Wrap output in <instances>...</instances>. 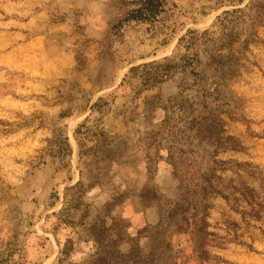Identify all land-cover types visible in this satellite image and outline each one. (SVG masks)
I'll use <instances>...</instances> for the list:
<instances>
[{"label": "rangeland", "instance_id": "1", "mask_svg": "<svg viewBox=\"0 0 264 264\" xmlns=\"http://www.w3.org/2000/svg\"><path fill=\"white\" fill-rule=\"evenodd\" d=\"M12 1L0 0V218L7 209L8 218L25 224L30 216L22 214V197L14 193L8 176L14 165L28 163L33 170L47 162L67 165L70 151L60 114H71L72 108L52 104L72 101L76 94L57 85L58 94L47 93L38 82L45 60L34 48L45 37L58 45L60 33L33 24L32 7ZM100 1L92 0L91 9L65 11L78 20L79 30L93 15L109 22L103 52L118 64L108 84L112 86L93 104L94 117L78 129V136L85 144L87 132L98 129L112 109L124 116L137 151L129 155L128 164L137 167L130 191L140 192L143 206L156 205L160 221L135 230L116 210L128 190L115 188L113 199L98 206L88 195V184L112 188L116 183L111 168L84 150L89 183L70 188L69 210L49 216L44 225L54 238L51 258H44L49 237L41 233L36 248L27 250L24 228L9 222L0 232V264H13L17 253H22V264H264V13L247 46L242 34L231 52L220 51L230 54L219 78L213 70L198 74L206 58L202 41L190 51L179 40L190 30L201 38L218 37V16L250 0H166L165 11L148 22L129 20L139 0H103V7L97 5ZM232 19L227 16L223 23L232 25ZM206 29L209 33L202 36ZM174 56L187 65L185 70L142 83V72L160 68L140 65ZM78 58L85 63L81 52ZM132 66L140 69L130 72ZM121 96L124 101L116 103ZM42 126L52 129V136L37 152L28 142ZM141 176L146 178L143 184ZM209 184L217 191L206 188ZM77 205L83 206L84 215L76 223L70 208Z\"/></svg>", "mask_w": 264, "mask_h": 264}, {"label": "crops", "instance_id": "2", "mask_svg": "<svg viewBox=\"0 0 264 264\" xmlns=\"http://www.w3.org/2000/svg\"><path fill=\"white\" fill-rule=\"evenodd\" d=\"M90 1V2H89ZM13 0L11 4H23L32 7L30 12L34 14L31 22L42 27H53L60 33L61 41L58 45L52 43L45 37L43 43L34 48L39 57L45 60V65L38 71L42 78L39 83L47 93L58 94V88L68 90L76 94L72 101L65 100L52 104L61 108H72V113L64 117V136L67 137L70 146L68 163L59 167L53 162H47L29 169L30 164L14 165L9 174L14 193L22 197L21 212L24 216H30L29 221L24 224L17 220L8 218L7 209L5 216L0 218V232L6 229L9 222L24 228L27 250L36 248L37 239L41 233L48 238L47 248L44 250V258L50 259L55 247L50 233L44 229L49 216H58L64 209L69 210L70 188H77L84 181V167L82 155L87 150L90 159H98L100 162L111 168L112 177L116 187L108 188L101 184L89 183L88 195L91 199L97 200L98 206H103L113 199L118 192H131L116 210L119 214L132 221L134 229L144 227L148 224H156L160 221L161 215L156 205L143 206L142 197L138 190H131V182L137 178L136 166L128 164L129 155L136 154L131 142V131L123 115L115 113L112 109L103 118L98 129L87 132L86 143L81 141L76 132L84 124H89L93 116V104L102 96V92L108 90L112 85V76L116 73L118 64L114 57L105 54L104 45L110 36V23L103 17L93 15L85 18L84 28L78 29V20L68 17L65 11H75L78 7L86 10L91 9L92 0ZM104 5L103 0L97 5ZM40 7L37 13L33 11ZM27 22V23H26ZM28 24L29 22L26 21ZM80 52L85 59L81 64L78 56ZM102 75H105L102 77ZM104 85H100L101 83ZM39 85V84H38ZM41 85V84H40ZM57 85V89H56ZM148 93L153 89L146 90ZM145 91V92H146ZM87 95V96H86ZM85 96L88 99H85ZM116 103H122L124 98H116ZM119 101V102H118ZM45 107H50L45 104ZM116 107V104H115ZM52 136V129L46 126L38 127L31 133L29 144L35 145L34 150H41L47 138ZM84 156V155H83ZM126 159V160H125ZM29 169V170H28ZM160 170L165 173V166L161 164ZM166 174V173H165ZM165 177L171 179L170 173ZM142 184L146 178L141 176ZM170 181V180H169ZM70 218L76 223L81 222L84 215L83 206L70 208ZM96 213V212H95ZM94 221V218H93ZM32 241V243H30ZM21 251V250H19ZM22 253H17L12 258L13 264H19ZM45 259H43L44 261Z\"/></svg>", "mask_w": 264, "mask_h": 264}, {"label": "trees", "instance_id": "3", "mask_svg": "<svg viewBox=\"0 0 264 264\" xmlns=\"http://www.w3.org/2000/svg\"><path fill=\"white\" fill-rule=\"evenodd\" d=\"M165 4L166 0H139V7L129 11V20L145 22L153 21L154 18L165 11ZM263 13L264 0H250L244 7H237L233 8L232 10H224L222 15L218 16V19L222 23V30L218 37H203L205 38L203 39L198 37L196 31L190 30L188 34L180 38L178 45L180 46L183 42H185L187 43V49H190L191 51L192 46L197 43L199 44L202 41V43L205 44V48L203 50L205 51L204 53L206 58L203 62H201L202 68L198 74L203 73L206 70H213L214 73L219 74V78H222L225 71V62L223 60L228 57L230 53L225 55L220 51L222 49L228 48L229 52H231L233 47H235V44L242 38V34L244 35L242 43L244 46H247L252 38V35L254 34V27L262 22ZM230 15L234 16V19L228 20V22L233 24L230 25L223 23V20ZM208 33L209 31L206 29L203 31L202 36H206ZM197 55V52L193 53V58L197 57ZM140 66L144 68H148L149 66L160 68V70L157 71L146 70L145 72H142L141 79L143 84L149 81L159 82L161 80L169 79L178 69L185 70L187 67L186 64L184 65L178 62L177 57L175 56L172 58H165L164 62L152 61L149 63H144ZM140 66H132L130 68V72L138 71ZM194 69L195 68H193V70ZM216 85L221 86L222 84L218 81ZM215 89H217V87ZM68 115L70 114L65 112L60 114L61 117ZM78 129L76 131L77 133ZM64 142L68 144L70 151L67 137L64 138ZM221 163H224V161H221ZM206 188L212 189V191L215 192L217 191L213 184H209ZM218 193H221L225 198L229 199V196L223 194V192L218 191ZM101 260H103V257ZM19 264H22V262Z\"/></svg>", "mask_w": 264, "mask_h": 264}]
</instances>
